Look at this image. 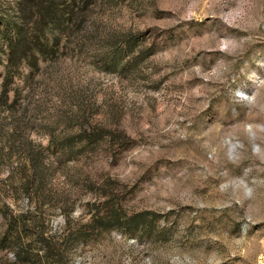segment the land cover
<instances>
[{"label":"rangeland","instance_id":"rangeland-1","mask_svg":"<svg viewBox=\"0 0 264 264\" xmlns=\"http://www.w3.org/2000/svg\"><path fill=\"white\" fill-rule=\"evenodd\" d=\"M6 30L0 264H264V0H94L4 96Z\"/></svg>","mask_w":264,"mask_h":264},{"label":"trees","instance_id":"trees-1","mask_svg":"<svg viewBox=\"0 0 264 264\" xmlns=\"http://www.w3.org/2000/svg\"><path fill=\"white\" fill-rule=\"evenodd\" d=\"M93 2L16 0L14 18L0 16V21L7 28L2 34L6 55V72L2 82L4 96L21 66L37 70L40 61H52L59 49L63 51L78 42L77 36Z\"/></svg>","mask_w":264,"mask_h":264}]
</instances>
